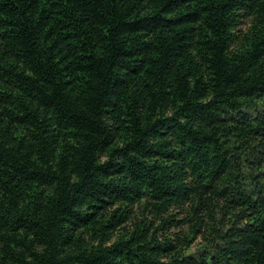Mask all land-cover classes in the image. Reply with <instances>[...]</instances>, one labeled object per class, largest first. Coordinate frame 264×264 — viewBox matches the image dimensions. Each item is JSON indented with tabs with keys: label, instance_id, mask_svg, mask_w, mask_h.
Instances as JSON below:
<instances>
[{
	"label": "trees",
	"instance_id": "trees-1",
	"mask_svg": "<svg viewBox=\"0 0 264 264\" xmlns=\"http://www.w3.org/2000/svg\"><path fill=\"white\" fill-rule=\"evenodd\" d=\"M0 264H264V0H0Z\"/></svg>",
	"mask_w": 264,
	"mask_h": 264
}]
</instances>
